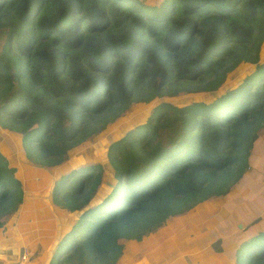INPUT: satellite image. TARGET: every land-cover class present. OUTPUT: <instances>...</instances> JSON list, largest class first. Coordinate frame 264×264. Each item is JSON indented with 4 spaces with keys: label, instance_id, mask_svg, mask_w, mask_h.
Here are the masks:
<instances>
[{
    "label": "trees",
    "instance_id": "16d2710c",
    "mask_svg": "<svg viewBox=\"0 0 264 264\" xmlns=\"http://www.w3.org/2000/svg\"><path fill=\"white\" fill-rule=\"evenodd\" d=\"M263 40L264 0H0V127L44 166L60 165L132 103L215 92L240 64L251 66L210 102L161 101L112 141L115 184L103 200L91 204L99 164L54 181V202L77 214L54 264H114L121 239L139 241L171 216L227 196L264 129ZM22 202L21 181L0 153V227ZM247 227L235 224L223 252L232 264H264V228Z\"/></svg>",
    "mask_w": 264,
    "mask_h": 264
},
{
    "label": "rangeland",
    "instance_id": "374dc122",
    "mask_svg": "<svg viewBox=\"0 0 264 264\" xmlns=\"http://www.w3.org/2000/svg\"><path fill=\"white\" fill-rule=\"evenodd\" d=\"M260 56L264 61V40ZM250 69L251 66L240 64L215 92L186 90L174 97L163 96L147 103H132L114 123L70 149L67 159L55 167L41 165L27 157L21 137L0 127V153L15 168V176L21 181L23 190V202L17 212L0 227V264H54L51 256L58 241L77 219L76 212L67 211L52 199L55 180L73 168L99 164L102 183L91 204L103 200L115 184L114 171L106 159V151L112 141L144 123L150 110L159 102L178 106L192 101L210 102L224 89L235 87ZM219 208L213 201L206 200L149 229L139 241L121 239L119 243L123 251L114 264H232L223 250L233 244L236 223L230 222L227 214ZM260 228L247 227V232ZM212 244L221 246V251L212 250ZM63 264L83 263L73 257Z\"/></svg>",
    "mask_w": 264,
    "mask_h": 264
},
{
    "label": "crops",
    "instance_id": "0c3cea01",
    "mask_svg": "<svg viewBox=\"0 0 264 264\" xmlns=\"http://www.w3.org/2000/svg\"><path fill=\"white\" fill-rule=\"evenodd\" d=\"M248 164L240 180L230 187L227 196L214 203L227 214L230 222H235L237 227L241 225L238 228H264V129L259 132L253 145Z\"/></svg>",
    "mask_w": 264,
    "mask_h": 264
},
{
    "label": "water",
    "instance_id": "95a60500",
    "mask_svg": "<svg viewBox=\"0 0 264 264\" xmlns=\"http://www.w3.org/2000/svg\"><path fill=\"white\" fill-rule=\"evenodd\" d=\"M241 225L240 224H238V227H240Z\"/></svg>",
    "mask_w": 264,
    "mask_h": 264
}]
</instances>
